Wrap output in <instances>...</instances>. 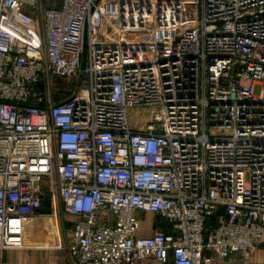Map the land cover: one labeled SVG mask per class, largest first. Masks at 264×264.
I'll list each match as a JSON object with an SVG mask.
<instances>
[{
  "label": "built area",
  "instance_id": "obj_1",
  "mask_svg": "<svg viewBox=\"0 0 264 264\" xmlns=\"http://www.w3.org/2000/svg\"><path fill=\"white\" fill-rule=\"evenodd\" d=\"M47 195L73 264H254L264 0H0V250ZM140 210L175 232L138 235Z\"/></svg>",
  "mask_w": 264,
  "mask_h": 264
},
{
  "label": "crops",
  "instance_id": "obj_2",
  "mask_svg": "<svg viewBox=\"0 0 264 264\" xmlns=\"http://www.w3.org/2000/svg\"><path fill=\"white\" fill-rule=\"evenodd\" d=\"M43 209L48 215L38 222L37 234L28 238V247L0 250V264H73L66 246L59 247L57 243H69L76 217L65 212L60 213L58 218L53 217L50 195L45 197ZM138 216L141 220L138 231L140 236L151 235L155 229H163L167 233L175 232L171 222L160 215L140 210ZM105 218L109 222L114 219L111 215ZM30 227L33 230L35 226ZM252 261L254 264H264V234ZM136 264H173V260L170 258L167 262H161L154 257H146L138 260Z\"/></svg>",
  "mask_w": 264,
  "mask_h": 264
},
{
  "label": "rangeland",
  "instance_id": "obj_3",
  "mask_svg": "<svg viewBox=\"0 0 264 264\" xmlns=\"http://www.w3.org/2000/svg\"><path fill=\"white\" fill-rule=\"evenodd\" d=\"M53 2H55V0H45V3L47 6H50V4H52ZM143 114H144V112L142 109H134L131 111L132 118L137 117L139 115H143Z\"/></svg>",
  "mask_w": 264,
  "mask_h": 264
},
{
  "label": "water",
  "instance_id": "obj_4",
  "mask_svg": "<svg viewBox=\"0 0 264 264\" xmlns=\"http://www.w3.org/2000/svg\"><path fill=\"white\" fill-rule=\"evenodd\" d=\"M86 51H87V38L85 39V50L83 53V59H82V63H81V69L82 70H84L85 66H86V57H87Z\"/></svg>",
  "mask_w": 264,
  "mask_h": 264
},
{
  "label": "trees",
  "instance_id": "obj_5",
  "mask_svg": "<svg viewBox=\"0 0 264 264\" xmlns=\"http://www.w3.org/2000/svg\"><path fill=\"white\" fill-rule=\"evenodd\" d=\"M164 218V217H163ZM166 219V218H165ZM168 220V219H167ZM169 221V220H168ZM216 224V216L215 215H212L209 217V220H208V223H207V226L208 227H213L215 226Z\"/></svg>",
  "mask_w": 264,
  "mask_h": 264
}]
</instances>
